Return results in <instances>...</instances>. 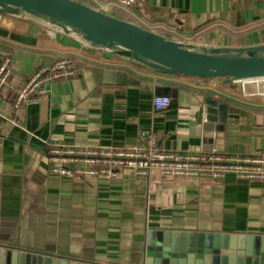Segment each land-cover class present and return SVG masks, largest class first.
<instances>
[{
	"label": "crops",
	"instance_id": "crops-1",
	"mask_svg": "<svg viewBox=\"0 0 264 264\" xmlns=\"http://www.w3.org/2000/svg\"><path fill=\"white\" fill-rule=\"evenodd\" d=\"M125 9L131 18L112 14L165 35L264 43V0H146ZM60 34L50 37L44 25L0 13V58H11L15 87L40 66L81 54L74 55L76 74L54 81L41 102L15 109L13 90L0 95L1 246L144 264L152 229L264 235V181L157 170L146 177L130 169L116 177L52 172L47 142L132 145L142 129H153L170 149L264 154V97L256 82L162 74ZM109 70L128 76L111 80ZM156 95L170 96L171 104L157 110ZM207 97L229 105L224 130L206 120Z\"/></svg>",
	"mask_w": 264,
	"mask_h": 264
},
{
	"label": "water",
	"instance_id": "water-1",
	"mask_svg": "<svg viewBox=\"0 0 264 264\" xmlns=\"http://www.w3.org/2000/svg\"><path fill=\"white\" fill-rule=\"evenodd\" d=\"M0 13L58 29L96 50L167 75L222 82L264 78V43L206 45L181 41L79 0H0ZM105 72H110L111 80L128 76L122 71ZM205 104L206 120L224 130L229 105L211 97ZM0 264L102 263L0 245ZM144 264H264V235L152 229Z\"/></svg>",
	"mask_w": 264,
	"mask_h": 264
},
{
	"label": "built area",
	"instance_id": "built-area-1",
	"mask_svg": "<svg viewBox=\"0 0 264 264\" xmlns=\"http://www.w3.org/2000/svg\"><path fill=\"white\" fill-rule=\"evenodd\" d=\"M146 0H95L97 9L112 14L114 6L135 8ZM50 37L55 38L58 29L47 27ZM173 39L217 45L218 38L210 42L193 41L173 35ZM228 45H242L231 42ZM245 45V44H244ZM78 53L58 57L53 63L40 66L27 77L20 87H15L10 57L0 58V95L7 91L15 92L13 106L19 109L30 103L41 102L54 81L72 77L76 74ZM192 78V77H187ZM242 83L256 82V94L264 97V78L236 80ZM225 95L232 96L227 91ZM153 104L157 110H163L171 104L168 95H156ZM47 156L50 170L60 175L80 177H116L122 171L130 169L140 176H149L153 170L163 175L195 177L208 175L213 180H222L233 174L239 180L264 181V154L231 153L218 146L207 150H176L163 147L153 129H142L140 142L123 146H88L62 142H47Z\"/></svg>",
	"mask_w": 264,
	"mask_h": 264
},
{
	"label": "trees",
	"instance_id": "trees-1",
	"mask_svg": "<svg viewBox=\"0 0 264 264\" xmlns=\"http://www.w3.org/2000/svg\"><path fill=\"white\" fill-rule=\"evenodd\" d=\"M81 1L87 3L88 5H90L92 7H97V3L95 2V0H81ZM126 11L127 10L125 8H122L120 6H114L111 12L114 13V14H116V15H118V16H120V17H123V18H131L132 16L129 13L127 14ZM206 90L207 89H202L200 91L201 92H204L206 94H211L212 93L211 90H209V89H208V91H206Z\"/></svg>",
	"mask_w": 264,
	"mask_h": 264
},
{
	"label": "rangeland",
	"instance_id": "rangeland-1",
	"mask_svg": "<svg viewBox=\"0 0 264 264\" xmlns=\"http://www.w3.org/2000/svg\"><path fill=\"white\" fill-rule=\"evenodd\" d=\"M59 35H62V34H60V33H59ZM91 51H93V52H94V50H93V49H91Z\"/></svg>",
	"mask_w": 264,
	"mask_h": 264
}]
</instances>
